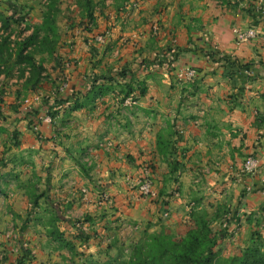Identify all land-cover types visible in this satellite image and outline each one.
<instances>
[{"label": "rangeland", "instance_id": "1", "mask_svg": "<svg viewBox=\"0 0 264 264\" xmlns=\"http://www.w3.org/2000/svg\"><path fill=\"white\" fill-rule=\"evenodd\" d=\"M136 1L0 0V12L10 21L8 30H0V42L7 37L12 53L11 61L0 69V254L4 253L3 257L9 255L6 244H10L11 248L19 246L25 264H89L90 260L128 258L146 231L175 239L181 237V212L173 218L171 209L164 207L176 193V187L170 186L177 179L175 173L180 167L176 162L180 161H163L167 164L164 163L165 168L168 166L174 173L165 180L170 184H163L160 190L150 170L156 165L153 159L147 160V165L141 148L137 151L141 155L138 165H147L149 172L143 170L140 175L117 172L121 166L116 164H120L123 152L116 139L123 135L129 138L135 133L129 123L123 125L121 120L134 115L133 106H146L145 98L140 97L145 90L147 72L158 66L154 67L159 71L157 76H162L159 60L166 50L162 45H157L154 51L142 45L149 30L139 31L140 24L135 22L145 20L147 10H135ZM126 7L128 11H124ZM121 12L125 13L124 17ZM116 14L121 16L120 22ZM133 15L136 20L131 19ZM129 16L130 22L122 21ZM112 19L116 24L109 25ZM113 27L117 29L115 34ZM158 28L154 27L152 33L156 41L162 42L163 31ZM133 32L143 39L136 48L129 45L135 38ZM33 35H36L34 39ZM117 35L118 42L110 48L108 41L117 40ZM101 36L103 39H99ZM22 48L30 53L32 61L14 64ZM118 59L122 62H115ZM145 59L152 61L151 64ZM109 69L119 72L121 77L117 79L118 75ZM103 70L107 73L103 74ZM168 76H174L178 83L192 82L186 69L183 77L176 73ZM76 106L82 107L73 109ZM112 106L115 109L109 111ZM117 106L122 109L116 113ZM135 117L140 122L143 114ZM93 124H98L97 131ZM83 126H91L93 133L83 135ZM179 130L169 126L165 135L172 137ZM76 144L79 149L74 151ZM69 154L78 162L79 173L73 167L69 169V160H65ZM97 161L110 162L112 166L102 167ZM82 162H86L83 167ZM147 176L153 181L155 196H145L138 189L139 181ZM112 184H123L140 198L150 200L156 208L151 219L133 223H126V218L115 219L112 212L118 208L116 197L101 189ZM102 199L107 200L105 205L98 204ZM192 205L189 212L193 215L195 205ZM55 214L66 220L52 221ZM109 214L111 217H107ZM54 222L63 232V239L73 245L72 249L49 233ZM71 226L80 228L82 237L76 230L72 232ZM213 232L218 236L214 227ZM253 232L259 235L252 237L255 240L241 242L240 238L235 239L236 233L231 239L218 238L214 250L227 263L251 247L264 252V233Z\"/></svg>", "mask_w": 264, "mask_h": 264}, {"label": "crops", "instance_id": "2", "mask_svg": "<svg viewBox=\"0 0 264 264\" xmlns=\"http://www.w3.org/2000/svg\"><path fill=\"white\" fill-rule=\"evenodd\" d=\"M134 4L135 10H147L146 19L135 22L140 24L139 31L149 30L142 45L153 51L157 45H162L166 50L159 60L162 67L158 70L161 69L162 76H157L159 71L154 67L158 66L147 72L145 93L140 97L145 98L146 106H133L134 115H130L129 120H121L123 125L129 123L135 133L129 138L123 135L116 139L123 153L120 164H116L121 168L113 170L124 175H140L143 170L149 172L146 166L153 159L156 168L150 167L151 175L160 190L163 184H170L165 182L170 173H174L168 166L165 168L164 163L180 161L176 162L180 167L175 173L177 179L170 186L176 187V193L164 207L171 209L173 218L181 212V236L197 229L199 222L205 220L212 230L216 229L220 241L233 238L235 233V239L240 238L241 242L259 236L252 233L255 230V233H264V12L258 10L264 0H137ZM123 9L128 11L127 7ZM121 13L124 17L125 13ZM152 14L156 15L147 19ZM116 17L120 22L121 16L116 14ZM131 19L136 20L134 15ZM131 19L129 16L122 21ZM108 24H116V20ZM154 27L163 31L162 42L154 39ZM235 28H253L259 35L241 41ZM112 29L115 34L117 29ZM132 35L135 38L129 45L136 48L143 39L138 32ZM116 37L117 40L108 41L110 48L118 42V35ZM145 62L151 64L152 61L145 59ZM190 66L197 70L192 82L178 83L174 76L169 78V73L185 76V69ZM121 109L117 106L116 113ZM141 114L143 118L139 122L135 116ZM97 125H92L94 131ZM169 126L179 127L180 132L166 136ZM89 127H82L83 135L93 133ZM139 148L145 151L142 159L148 160L146 166L138 165ZM78 149L76 144L74 151ZM248 156L261 162L260 169L251 176L243 170ZM65 160H69V169L73 167L79 173L78 162H74L71 154ZM102 162L97 161L102 167L104 164L112 166L110 162ZM81 164L83 167L86 162ZM101 189L116 197L118 208L112 212L115 219L126 218V223L150 220L156 211L150 200L140 198L123 184L106 185ZM106 203L107 200L102 199L98 204ZM192 203L194 216L189 212V207H194ZM107 217H111L110 214ZM6 247L9 255L4 256L0 264L17 261L25 264L19 246L11 248L6 244Z\"/></svg>", "mask_w": 264, "mask_h": 264}, {"label": "trees", "instance_id": "3", "mask_svg": "<svg viewBox=\"0 0 264 264\" xmlns=\"http://www.w3.org/2000/svg\"><path fill=\"white\" fill-rule=\"evenodd\" d=\"M45 19L48 22L49 16L45 17ZM0 22V30H8L10 28V21L2 12H0ZM35 37L36 35H33V39ZM7 40L6 37L0 42V69L2 65L6 66L12 58ZM30 61H32L30 53H25V48H22L13 63L20 65ZM34 72L36 75V71ZM112 78L114 79L115 76H112ZM116 78L118 79V76ZM142 93H145V90ZM80 107L82 106H76L73 109ZM56 220L65 221L66 219L60 214H55L52 221ZM52 225L53 228L49 233L53 234L54 238L60 243L72 249L73 245L63 239V232L55 225V222ZM71 229L73 231L76 230L79 235L83 234L80 228L71 226ZM141 237L140 242L132 248L128 258L118 256L115 260L110 259L104 262L90 260L89 264H264V252L257 250L258 248L256 247L244 250L241 256L233 257L229 263L224 262L225 260L223 261L214 250L218 236H216L206 220L200 221L197 229L189 230L185 236L180 238L175 239L167 234L149 233L148 231L145 232V236Z\"/></svg>", "mask_w": 264, "mask_h": 264}, {"label": "built area", "instance_id": "4", "mask_svg": "<svg viewBox=\"0 0 264 264\" xmlns=\"http://www.w3.org/2000/svg\"><path fill=\"white\" fill-rule=\"evenodd\" d=\"M258 10L261 12H264V4L260 5L258 7ZM235 33L237 34V38H239V40L241 41H246L250 38H255L259 35V33L253 28L246 29V30L235 28ZM99 39H103L102 36ZM186 75L188 79L193 80L197 76V70L194 68H187ZM260 164L261 162L258 158L254 156H248L243 163V170L246 174L250 176L254 175L259 170ZM138 189L140 193L145 196H155L156 195V191L154 190V187H153V181L151 178H149V176L139 181ZM3 255L4 253L0 254L1 260L4 259Z\"/></svg>", "mask_w": 264, "mask_h": 264}]
</instances>
